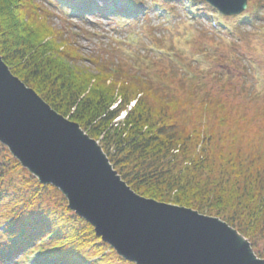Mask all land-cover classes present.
<instances>
[{"label":"trees","instance_id":"trees-1","mask_svg":"<svg viewBox=\"0 0 264 264\" xmlns=\"http://www.w3.org/2000/svg\"><path fill=\"white\" fill-rule=\"evenodd\" d=\"M124 3L123 9H115L114 17L146 11L140 0ZM263 5L260 0L254 4L236 33L258 19ZM67 7L76 9V17L83 21L90 15L113 17L96 0H78ZM56 16L38 0H0V56L12 73L53 110L99 141L137 194L217 216L256 250L264 241V134L258 133L264 132V109L260 113L243 108L238 99H245L246 105L264 102V92L246 87L253 73L244 56L229 58L231 65L224 70V62L212 63L217 71L184 60L189 70H183L178 60L153 56L154 45L168 50L161 42L165 35L160 34V41L153 36L160 45L145 41L129 56L110 42L103 44L96 58L86 59L64 28L55 27ZM196 45L198 54L205 55V46ZM80 61H90L96 72L80 68ZM151 99L160 105L157 122ZM233 99L238 103L232 104ZM253 122L262 123L255 133L260 142L245 155L243 145L237 143L241 137L236 136H246ZM228 139L233 143L227 144ZM193 144L200 149L193 151ZM214 147L215 156L210 151ZM178 155L186 165H177ZM214 164L225 176L213 188L202 181L201 186L198 178L206 169L211 172ZM14 173L21 177L13 185ZM60 195L53 186L41 185L0 144V264H133L69 210L63 195L58 203ZM257 255L264 260V251L258 249Z\"/></svg>","mask_w":264,"mask_h":264},{"label":"water","instance_id":"water-1","mask_svg":"<svg viewBox=\"0 0 264 264\" xmlns=\"http://www.w3.org/2000/svg\"><path fill=\"white\" fill-rule=\"evenodd\" d=\"M223 14L247 0H206ZM0 143L96 236L135 264H264L250 241L220 218L134 192L99 142L57 113L0 56Z\"/></svg>","mask_w":264,"mask_h":264},{"label":"rangeland","instance_id":"rangeland-1","mask_svg":"<svg viewBox=\"0 0 264 264\" xmlns=\"http://www.w3.org/2000/svg\"><path fill=\"white\" fill-rule=\"evenodd\" d=\"M38 1L41 2V0H38ZM142 1H143V5H145V7L150 8V6H154L155 1H159L160 2L159 4L166 5L167 4L166 1H168V0H142ZM260 1L263 2V4H264V0H260ZM173 2L175 3V0H173ZM252 2L254 4H256L258 2V0H252ZM174 3L171 5L172 7L176 6ZM181 4L182 3H177L179 9H180ZM201 7L205 8V6H201ZM54 11L56 12L57 16L53 18V24L55 25V27L57 29H58V27L61 29L64 28L66 34H68L74 40V42H76V44H78L77 46L83 50V55L86 59L91 58L92 56H93V58H96L97 52L101 51V49L103 48L102 46H106L103 44H109L110 42L111 43L115 42L116 37L122 38L123 40L125 38L127 40V38H128L127 37L128 34L125 33L126 31L121 29V26H120L121 21H119L117 19H113V21H112L110 19L106 20V19H100V17H98V16H95V17L92 16V17H90L89 22H82L79 20H72L70 22H67V21H65L66 20L65 18H63L61 15L58 14L57 10L54 9ZM171 14L173 15L174 12H172ZM172 15H166L165 14V15H163L164 17H157V16L154 17V15H151L149 17H146L145 19H142L136 23H133L132 27L130 28L132 33H136L137 37H139V35L141 34V31H142L141 38H139L140 41L136 44L137 48H141V47L145 46V43H144L145 40L151 39L150 37H148L149 35H151L152 38L154 35H156L158 38H160V32H161V36H163V34L166 36V38H164V40L167 43L168 47L171 46L170 48H171V50H173L174 55L177 54L176 53L177 50H181L184 53V56L186 58H190L194 53H199V49L196 46V43H199L201 45V48H203V46H205V49L208 51H207V56L206 57L204 56V57L208 58V61H203L205 58L203 56H199V55L196 56V59L201 60L203 63H205L204 65L207 66L208 69L211 68V64H212L213 60H215V64H219V63L224 62L225 63L224 68H221V69H226L227 65H231V64H229L230 62H227V60L230 58V56L233 53H235L237 56H246L247 58H251L254 62H259V64H258L259 66L256 64L254 66L255 70H257L256 71V74H257L256 78L257 79L256 80H252V79L249 80L246 83V87L251 88L252 86H254V87H257L258 89H264V10L261 12L260 19H258L255 22V27L252 28V31L250 33H248V32L244 33V34H246V35H244L246 38H245V41L243 42V44H241V45H235L236 39H234L233 37H231L227 34L221 35V34H212L210 32H207L206 29L203 28L201 24H194L192 26L187 25L185 27L183 24H180L179 21L175 22V18ZM217 16H216V18H217ZM169 18H170V20H169ZM189 18H190V16H189ZM166 21H170L168 23L169 31L163 30L164 24L167 23ZM230 23H232V22H230ZM161 26H162V29H161L162 31L160 30ZM206 26H207V28H209L208 25H206ZM157 28H159V29H157ZM137 30H139V31H137ZM255 30H257V31H255ZM188 31L190 32V34H192V40L190 42L183 39V37H182V35H185ZM94 32H97L98 36L96 35L94 37L93 36ZM75 34H77L78 36H75ZM135 37L136 36H134L132 38V40ZM164 40H162L161 42L164 43L163 42ZM159 41H160V39H159ZM153 42L159 44V42H157L155 40L152 41V43ZM117 44L119 46H121L120 43H117ZM129 46L130 45L126 46L125 48H128ZM233 46H234V48H233ZM121 47H123V46H121ZM126 51H128V50L126 49ZM209 51L211 54L212 53L213 54L209 55ZM105 54H107V53H105ZM153 56L158 58V56L156 54H153ZM165 57H167V56H165ZM104 58H106V57H104ZM210 61H211V63H210ZM79 67L84 69V70L89 69L91 71L96 72L95 66L90 61H80ZM215 70L217 71L218 69L215 68ZM259 91L263 92L262 90H259ZM238 100L242 104L241 106L243 108L246 106V108H251L252 110L257 109V112L259 109L260 113H263L264 102L259 101V102L253 103V104L246 105L247 102L245 99H243V100L238 99ZM236 102H237V100H234V99L231 100L232 104H235ZM134 103H135V101L130 104V107L128 110H130L134 106ZM149 103L151 105L150 110L152 111V114H153V120L155 122H157V120L160 119V116L157 115V112L161 111L160 105H159V103H157L153 99L149 100ZM186 111L187 110H185L184 112H186ZM247 113H249V112L247 111ZM124 114H125V112L121 115V117H123ZM181 115L182 114L179 113L180 117L178 116V118H180L181 120H184V117ZM250 117L251 116H249V118ZM65 118L69 119L68 117H65ZM120 118H119V120H120ZM260 124H262V123L256 124V122H253L248 126V128L252 132L249 131V133L246 136H244V135H237L236 136V137H241L237 143H240L243 145L245 155L248 154L247 149L250 146H254L255 144L260 142V141H256L257 137L255 135V133L258 132V130H259ZM239 133L241 134L240 129H239ZM258 133L260 135L264 134V132L263 133L258 132ZM220 139L222 140L221 143H223L225 141V139L222 137ZM218 143H220V142L218 141ZM231 143H233V141L231 139H228L227 144H231ZM191 147H192L193 151H198L200 149V147L196 146V144H193ZM216 150H217L216 147L211 148V150H210V151H212L211 154L213 153L215 156ZM263 155H264V152H263ZM176 162H177V165L179 167L186 165V160L182 155H178V159ZM179 169L180 168H178L175 171V174H177ZM211 169H212L211 172L209 169H206L203 172L202 176L198 178V180L200 181V184L202 181L203 186H204V184H207V186L212 185V188H213L215 186L213 184L215 182H217L218 180L219 181L222 180L225 175L219 169V164H216V165L214 164L213 168H211ZM13 176L16 177V180H14L12 182L14 185L15 181H17L19 179V177H21V176L19 175V173H14ZM201 186H202V184H201ZM61 196L62 195H60L58 199L55 198L58 203L61 202ZM52 199H54V197H52ZM207 211L210 212L209 210H207ZM221 212H222V215H227V213H225V211H221ZM214 214H215V212H214ZM203 215L208 216L207 214H203ZM214 217H217V216H214ZM235 230H237V229H235ZM258 249L264 251V241L263 240H260L256 250H254L256 254H257Z\"/></svg>","mask_w":264,"mask_h":264}]
</instances>
